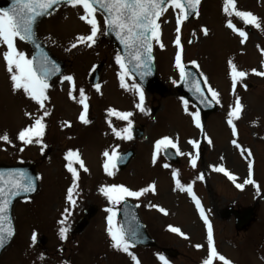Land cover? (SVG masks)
I'll return each mask as SVG.
<instances>
[{"label":"rangeland","instance_id":"1","mask_svg":"<svg viewBox=\"0 0 264 264\" xmlns=\"http://www.w3.org/2000/svg\"><path fill=\"white\" fill-rule=\"evenodd\" d=\"M235 3L237 10L257 16L261 28L245 25L234 15L227 16L223 11V0H202L199 15L181 24L182 64L192 65L195 61L199 65V74L219 94L218 111L205 123L201 122L203 132L195 127L188 115V112H196L195 109L188 103L186 112L182 100L174 92L180 82L175 67L177 49L174 43L178 9L169 7L160 18L163 48L153 41L156 72L169 89L168 96L161 98L147 94L141 87L144 112L135 107L140 102L135 91L120 87L117 75L120 67L115 62L117 54L98 37L104 28L100 14H96L100 32L91 48L76 40L78 36L90 34V26L79 19L83 14L81 8L67 5L51 17L57 15L54 21L46 23L50 18L44 20L38 28L39 34L45 35L55 55L68 65L64 76L73 77L74 88L73 98L69 97V84L63 79L46 89L45 107L49 115L44 117L45 132L39 144L24 145L17 139L19 131L28 127L33 117L42 116L43 110L22 90L13 92L2 55L7 49L0 44V135L6 133L10 141H0V163L13 165L34 161L41 177L35 197L28 202H19L14 208L16 236L1 256L0 264H136L127 253L111 247L105 209L112 207L116 212L117 204H110L100 192L102 186L108 185H123L132 191L154 185V191L139 198L126 199L138 202L140 217L158 246L178 252L176 260L165 261L166 264H203L208 254L207 230L193 207L192 196L176 189L172 179L174 170L182 185L191 184L192 195L199 200L212 225L217 253L230 264H264V77L253 72L264 71V0H235ZM229 20L245 31L244 44L240 43L239 35L226 26ZM202 28L208 30L207 35ZM15 43L18 51L29 59L26 46L19 39ZM73 43H77L75 48ZM100 60H103L104 67L98 83L100 91L97 92L87 84V78L91 68ZM229 60L237 70L246 73L235 89L229 76ZM125 83L129 86L138 84L129 74ZM80 89L87 97L88 124L79 120L83 111L78 103ZM237 96L242 110L239 119L233 121L237 129V136L233 137L227 124V112L229 106H234ZM109 108L132 112L129 117L132 126L142 127L137 129L145 132V139L133 146L132 140L117 138L109 121L117 130L126 127L127 121L109 116ZM26 112L30 115H25ZM166 136L185 153L179 156L177 167L165 168L161 153L157 154L156 163L152 162L155 142ZM233 139L240 148L232 144ZM189 140L198 141V148L193 149ZM42 145L47 146L43 151ZM130 145L135 151L134 159L122 172L113 169L114 174L108 176L103 168V153L108 151L111 154L114 150L118 155ZM69 150L78 152L87 168L84 171L78 164L73 165L78 172L77 194L73 197L75 205L67 200L72 179L65 167L68 162L64 156ZM192 156L196 157L195 167L190 163ZM249 160L253 164L254 184H245L243 189H238L235 184H244L248 179ZM214 167H223L233 175L235 183L224 173L213 171ZM89 205L96 208V214L86 229L76 234L73 229ZM153 205L165 209L167 214ZM251 208L254 210L252 222L239 230L235 228L234 218L225 215L229 209L244 211ZM115 222L119 227L117 216ZM61 226L68 229L63 240L59 236ZM170 226L180 229L183 235L171 232ZM33 233H36V240L45 236L46 244L38 246L36 241L33 243ZM129 252L137 258L138 264H164L157 257H160L157 251L130 247ZM213 264H222V261L214 259Z\"/></svg>","mask_w":264,"mask_h":264},{"label":"snow or ice","instance_id":"2","mask_svg":"<svg viewBox=\"0 0 264 264\" xmlns=\"http://www.w3.org/2000/svg\"><path fill=\"white\" fill-rule=\"evenodd\" d=\"M62 3H67L73 8L79 7L82 9L83 14L79 15V19L90 26V34L85 36H78L76 38L77 43L84 44L91 48L95 43L100 32V28L97 23L96 14L98 11L103 12L104 15V25L106 26L107 34L111 31L115 34L120 43L128 50V54L132 61L135 62L134 67L136 70L140 71V75L143 78L150 74L148 69L149 63L152 61L153 57L151 55L153 48V41L163 48L161 43V28H160V18L167 11L169 7L173 10H179L176 15V39L174 41L176 46L175 54V67L179 71L180 80L185 83H190L191 88L195 90L198 94L201 103H220L219 94L211 87L208 86L206 78L204 79V86L208 90V94L211 97L210 101L206 100L204 92L201 90L200 83L195 78L189 80L191 76L190 73L185 71L184 65L181 62V42H180V31L181 24L188 19L189 15L194 14L199 15L198 6L201 0H12V4L8 8H0V44L6 46V51L2 53L3 60L5 62L7 71L10 74L11 87L13 92L17 90H22L24 95L30 100L34 101L35 104L39 106V109L43 110V115L39 117H33V122L28 126L19 131L17 139L20 140L24 145L31 143H41V138L44 136L45 124L43 123L44 117L49 115L48 110L45 107V101L48 99L46 95V89L49 87L48 79L55 71H58L54 64H50L46 56L43 57L39 66L37 68L35 61L27 59L25 54L18 51L16 47V40L21 41H32L33 40V30L32 25L36 21L37 17L50 14L49 10L54 6L60 5ZM223 11L227 16H236L243 21L245 25H251L255 28H261V22L259 18L249 11L237 10L235 0H223ZM229 29L239 35L240 43L244 44L247 36L245 31L238 29L231 20L228 21L226 25ZM201 31L204 35L208 34L206 28H202ZM77 43H73L72 47L75 48ZM115 62L120 67V72L117 73L120 80V87L128 90H134L139 97V103L135 105L137 109L144 112L142 107L144 96L141 90V86L133 83L131 86L125 83V77L128 76V69L121 55L117 54L115 56ZM192 65L199 71V65L193 61ZM264 67V63H262ZM229 76L231 78L232 88L235 89L237 83L241 81L246 73L237 70L236 65L229 60L228 61ZM254 74L257 76L264 77V71H255ZM202 75V74H201ZM64 81L69 84L68 95L73 98V77L68 75L62 77ZM175 83V81H173ZM95 89L97 92L100 91V85L96 84ZM87 97L83 89L79 90V101L83 107L79 115V120L82 124H88L89 120L86 119V113L88 110V104L86 103ZM182 104L185 106V111L187 112V100H182ZM242 110V105L240 102V97L235 98L234 106H229L227 112V124L231 128L232 136H237V129L233 124V121L239 119ZM109 116L115 115L117 119L127 121V126L123 129L117 130L112 127L109 121V127L112 128L113 134L122 140H131L132 137V122L129 119L133 115L132 112H119L115 109H107ZM25 115H30V113H25ZM191 116L192 122L197 129L203 132V128L200 121L199 112H188ZM67 126V122H65ZM0 141L10 142L8 135H0ZM211 144V140H208ZM188 143L193 149L198 148V141L189 140ZM232 144L236 148H240V145L235 139L232 140ZM175 149V154L185 155L177 147V144L169 137H163L155 142L154 151L152 154V162L155 164L157 160V154L165 149ZM43 151V148L41 149ZM23 151V149H21ZM105 157V162L103 168L108 176L114 174L113 169L117 167L119 162V157L117 153L113 150L111 154L108 151L103 153ZM251 156V153L248 152ZM64 159L68 162L65 167L67 171L71 173L72 186L68 188L67 200L70 204L75 205L76 201L73 198L76 193L78 172L73 166L78 164L80 168L87 171L82 159L80 158L78 152L69 150ZM190 163L193 167L196 166V157H190ZM165 168L168 167L167 164L164 165ZM213 171L222 172L229 180L235 183V178L232 174L227 172L223 167H214ZM178 173L174 170L172 172V179L175 182L176 189L180 191H187V193L192 196L195 202L196 209L199 212L200 219L203 221L207 230V259L203 261V264H213L214 259L222 261V264H230V261L225 259L222 255H219L214 248L213 244V229L208 218L205 216V212L201 207L199 200L192 195L191 184L186 187L181 184L177 179ZM253 175V164L251 160L248 163V179L244 181V184L236 183L235 186L238 189H243L245 184H254L252 179ZM202 179V177H200ZM40 179V177H36ZM175 190V189H174ZM35 191V186L33 179L29 177L23 171H11L5 175L0 173V248L4 247L5 242L13 236V228L11 219L8 216V208L12 203V199L19 196L21 193H29ZM149 191H154V185H148L145 188H141L139 191L129 190L123 185H108L102 186L100 192L104 195L110 204L116 205L125 201L126 198H139ZM158 210L164 214H167L165 209L159 208ZM67 212V209L65 210ZM105 211L108 213L107 220V235L111 240V247L127 253L131 259L138 264L137 258L129 252L131 247L128 239L126 238V233L122 227H117L115 222L116 212L112 207L106 208ZM61 225L64 221H60ZM169 230L173 233L183 235L180 229L176 227H169ZM68 229L61 226L59 229L60 239L66 238V233ZM135 234V233H133ZM187 238V237H185ZM33 243L36 241V233L32 235ZM195 247L199 248L200 245ZM164 264V257H158Z\"/></svg>","mask_w":264,"mask_h":264},{"label":"water","instance_id":"3","mask_svg":"<svg viewBox=\"0 0 264 264\" xmlns=\"http://www.w3.org/2000/svg\"><path fill=\"white\" fill-rule=\"evenodd\" d=\"M9 2H4L0 4V8H8ZM58 6V5H57ZM56 6H54L52 9L49 10V12H51ZM100 12V11H99ZM48 15V14H47ZM105 15V14H104ZM46 16V15H44ZM44 16H40L37 17L36 21L34 22V24L32 25V30H33V40L32 41H26L28 44H30V46L33 49V60L35 61V64L38 68L39 66V59L40 57L43 56V54L46 57H50V55L46 52V50L42 47V45L35 39V27L37 25V23L39 22V20L44 17ZM193 16V14L189 15L187 20H190L191 17ZM107 37L108 39H110L112 41V44L114 45V47L120 51L122 58L124 59V62L130 67V71L132 73V75H134L144 86L145 88L149 91V92H160L161 94H164V88L160 85V83L158 82L156 76L154 75V66H153V59L152 61L149 63L148 65V69L150 70V74L147 76H144L143 78L140 75V71L142 70H136L134 67L135 62L131 60L129 54H128V50H126L124 48V46L120 43V41L117 39V37L115 36L114 33H112L111 31L107 32ZM48 54V55H47ZM152 55V53H151ZM51 58V57H50ZM55 60V59H54ZM55 62H57L55 60ZM56 68L58 69V71H55L52 75H50L49 79L54 78L55 76L59 75L60 73H62L63 71V65L60 62H57V65H55ZM101 66H98L96 69H94L93 74L90 78V84L92 86H95L97 83V79H98V72L100 70ZM185 71L190 73L191 76L188 78L189 80H191L192 78H195L196 80L199 81L200 83V87L201 90L204 92L206 100L210 101V98L208 97L204 87H203V83L201 81V79L196 75L195 70L191 67H187L185 68ZM177 92L180 96H182L183 98L190 100L199 110V112L202 114L203 119H205L210 113L214 112L216 110L213 102L211 103H201V100L198 96V94L195 92V90L193 88H191V84L190 83H185V82H181V84L179 85ZM165 157L174 163H177L176 157L174 155V153L169 150L166 149L164 152ZM131 157V153H127L123 156L119 157V162H118V168L122 169L129 161ZM33 169L34 167L32 165H26V166H22V167H18V168H12V169H7V168H3L0 167V173H4L5 175H7V173L11 172V171H23L25 172L29 177H31L33 179V183L36 189V178L34 176L33 173ZM32 192L29 193H21L19 196H16L12 199V203L9 205L8 208V216L10 217V211L12 208V204L13 202L18 199V198H23V197H28L30 196ZM123 211V208H122ZM95 210L91 209L88 213H85V218L82 219V221L79 223V225L77 226L76 231L80 232L82 231V229L86 226L87 221L86 218H90L93 214H94ZM251 211H246L244 213H242L241 215H239L240 217V225H243L244 223H247L250 218H251ZM130 216H132L133 218V222L135 224V228L138 230L137 232V236H138V240H136L134 243L135 244H144L147 246H150L153 244V242L147 237L146 233L144 232V227L139 223L138 221V217L136 215V211L135 209L130 211ZM11 219V218H10ZM12 223V222H11ZM13 228V227H12ZM11 238H9L5 244L10 240ZM44 239H41L39 242L40 243H44Z\"/></svg>","mask_w":264,"mask_h":264}]
</instances>
